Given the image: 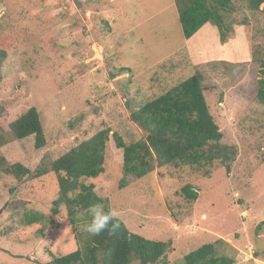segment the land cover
Wrapping results in <instances>:
<instances>
[{"label":"rangeland","instance_id":"rangeland-1","mask_svg":"<svg viewBox=\"0 0 264 264\" xmlns=\"http://www.w3.org/2000/svg\"><path fill=\"white\" fill-rule=\"evenodd\" d=\"M248 3L233 1L225 40L213 22L186 40L175 0H0V34L13 31L17 41L0 82V264L45 263L83 248L90 222L73 223L65 206L54 213L55 173L17 181L1 167L21 162L34 170L105 128L104 171L84 182L96 185L132 232L171 240L168 264H185L186 254L209 242L234 264H264V105L256 98L264 4L252 10ZM120 67L130 72L113 76ZM193 74L203 77L222 142L237 148L231 171L217 161L209 173L167 165L141 178L125 175L113 133L127 144L141 139L131 109ZM33 106L47 137L41 149L33 136L14 139L9 127ZM186 184L197 200L182 194ZM32 211L45 219L27 224Z\"/></svg>","mask_w":264,"mask_h":264},{"label":"trees","instance_id":"trees-1","mask_svg":"<svg viewBox=\"0 0 264 264\" xmlns=\"http://www.w3.org/2000/svg\"><path fill=\"white\" fill-rule=\"evenodd\" d=\"M234 0H175L178 20L183 36L191 39L205 24L213 22L220 30L222 40L226 39L225 14L233 11ZM264 0H249L252 10L260 9ZM264 10V7H263ZM17 48L13 31L0 34V82L2 68L9 52ZM260 61L258 90L256 98L264 105V59ZM130 72L120 67L112 75ZM130 120L144 132V136L127 144L121 135L113 133L116 146L123 150V170L141 178L156 167L167 165L190 166L206 169L215 162L222 164L228 172L238 153L234 145L222 142L223 133L216 123L204 95L203 77L193 74L164 93L131 109ZM12 137L23 140L34 138L35 148L47 144V137L40 112L33 106L10 123ZM110 129L97 131L88 139L69 148L65 153L50 161L42 159L34 170L21 162L9 163L1 169L17 181L26 177L37 178L53 172L57 176L59 195L53 201V211L65 213L73 223L83 217L91 219L90 209L101 204L108 211L107 200L96 191L94 183H85L87 178H96L104 171L107 141ZM2 143L0 142V145ZM5 157L0 153V162ZM126 184L122 179V186ZM189 200H197L199 193L194 186L186 184L181 189ZM25 221L32 225L40 223L45 215L38 211L25 214ZM264 226L262 221L258 228ZM172 241L149 239L132 232L126 223L118 218L98 236L87 233L84 247L64 255H52L49 262L39 264H168V252ZM185 264H234L235 259L217 253L216 242H209L184 256Z\"/></svg>","mask_w":264,"mask_h":264},{"label":"clouds","instance_id":"clouds-1","mask_svg":"<svg viewBox=\"0 0 264 264\" xmlns=\"http://www.w3.org/2000/svg\"><path fill=\"white\" fill-rule=\"evenodd\" d=\"M91 219L85 225V230L90 236H98L109 228V225L120 217V212L116 208L104 210L101 204L93 205L90 209Z\"/></svg>","mask_w":264,"mask_h":264}]
</instances>
